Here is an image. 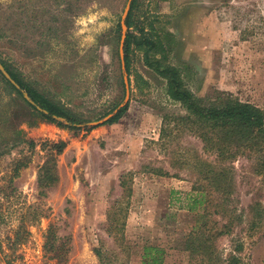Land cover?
<instances>
[{
  "label": "rangeland",
  "instance_id": "rangeland-1",
  "mask_svg": "<svg viewBox=\"0 0 264 264\" xmlns=\"http://www.w3.org/2000/svg\"><path fill=\"white\" fill-rule=\"evenodd\" d=\"M129 2L0 0V59L26 82L92 122L129 100L117 123L84 135L39 118L0 78V264H149L147 248L156 246L163 264L191 261L182 246L197 215L180 207L194 180L161 146L166 122L185 111L141 52L126 70L121 22ZM136 4L140 26L160 36L168 63L199 98L264 111V0ZM45 142L67 144L48 189L38 182ZM185 146L201 153L194 137L182 138ZM18 160L28 166L9 184L2 178ZM249 203L243 192L239 208ZM238 233L217 242L223 259L240 238L241 264H264V237L251 244Z\"/></svg>",
  "mask_w": 264,
  "mask_h": 264
},
{
  "label": "trees",
  "instance_id": "trees-1",
  "mask_svg": "<svg viewBox=\"0 0 264 264\" xmlns=\"http://www.w3.org/2000/svg\"><path fill=\"white\" fill-rule=\"evenodd\" d=\"M136 3L137 0H133L126 19V70L130 73L131 53L141 52L146 67L166 81L169 98L185 111V115L166 122L161 140V146L176 159L174 165L188 169L194 180L192 192L186 195L180 209L195 213L198 223L186 235L182 250L189 253V264H241L239 254L244 243L240 238L235 239L234 249L225 260L220 255L217 242L235 231H239L238 235L245 232L251 244L264 237V111L234 99L208 103L199 98L187 85L182 69L168 63L167 50L160 36L146 32L145 27L139 24L140 20H136ZM118 28L120 32V26ZM0 63L20 86L17 89L0 73L6 92L23 100L45 122L62 129L83 131L88 135L102 125L117 123L128 110L126 104L112 112L104 123L93 124L95 122L83 118L61 101L26 82L18 70L1 59ZM24 93L35 105L24 97ZM186 137H194L200 142L201 153L189 146L178 147L181 139ZM29 145L31 148L36 146L32 141ZM66 146L65 142L42 144L47 160L39 171L41 188L48 189L57 182L56 164ZM13 166L12 171L2 178L9 184L19 177V171L28 163L18 160ZM122 186L125 187V183L122 182ZM243 192L250 197V203L239 208ZM147 249V257L149 252H154L149 264L164 263V249L158 246Z\"/></svg>",
  "mask_w": 264,
  "mask_h": 264
},
{
  "label": "water",
  "instance_id": "water-1",
  "mask_svg": "<svg viewBox=\"0 0 264 264\" xmlns=\"http://www.w3.org/2000/svg\"><path fill=\"white\" fill-rule=\"evenodd\" d=\"M132 1L133 0H130L125 12H124V15H123V19H122V22H121V28H122V38H121V56L122 58L124 57V44H125V40L127 38V33H128V27L126 25V19L130 13V10H131V4H132ZM123 65H124V62H123ZM125 67V66H124ZM0 73L5 77V79L7 81H9L13 86H15L17 89H20V86L17 84V82L12 78V76L8 73V71L5 69V67L0 63ZM126 81V86L128 87V79L126 78L125 79ZM24 97L33 105H35L28 97L27 93H24ZM128 98L126 100V103L123 105V106H120L119 108H122L124 107L126 104H128ZM39 110H41L40 108H38ZM45 114H47L46 111H44ZM111 117V115L108 117V118H105L104 120H101V121H98V122H95L93 124H102L104 123L105 121H107L109 118Z\"/></svg>",
  "mask_w": 264,
  "mask_h": 264
}]
</instances>
